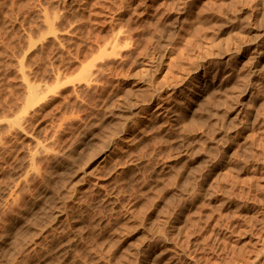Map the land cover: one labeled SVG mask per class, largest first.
<instances>
[{
  "label": "rangeland",
  "instance_id": "obj_1",
  "mask_svg": "<svg viewBox=\"0 0 264 264\" xmlns=\"http://www.w3.org/2000/svg\"><path fill=\"white\" fill-rule=\"evenodd\" d=\"M144 1L0 0V264H264L257 176L239 191L203 187L192 169L211 142L203 150L172 115L150 120L178 80L184 19L178 1Z\"/></svg>",
  "mask_w": 264,
  "mask_h": 264
},
{
  "label": "bare ground",
  "instance_id": "obj_2",
  "mask_svg": "<svg viewBox=\"0 0 264 264\" xmlns=\"http://www.w3.org/2000/svg\"><path fill=\"white\" fill-rule=\"evenodd\" d=\"M139 1H140L139 4H138V2L136 4L138 7L140 5H142L141 2L143 3L144 0H139ZM149 1H151V0H149ZM173 1H175V3H177L176 1H178V4H176V5H178L177 8H175L176 6L173 3L174 4L173 6H175L174 7L175 11L173 9H172V11H174V12H176V9L178 10V8H181L180 4L181 5L183 4V6H182L183 8L180 10H182V16H183L182 18L184 19V22L183 23L181 22V25H180L182 28L181 29L182 31H180L181 33L179 31H177V32H179L178 34H180V35H178L179 36V39L177 40L178 42H176V44L174 45V47H176L175 49L177 50V53L179 54V58H178V60L174 59L177 57H176V55H174V58H172V56H173L172 55L168 62L169 63L173 62V63L171 65H169V64L168 65H169V68L173 64H174V67L180 66L179 67L180 71L178 68V71H179L177 74L178 78L175 77L176 73H175V76L174 77L172 76L173 78H171L172 81L178 79L177 81H173V82H175V84L171 83V87H172L171 93L168 92V94L163 95V96L156 94L157 98L159 99V100L158 99L157 100L159 102L157 105V109L155 110L156 113H155V115L151 116L150 120L153 123H155V122L160 123V124H158L159 126H163V125H161V123H163V122L165 123V120H167V118H170L167 116L172 115L173 118L175 117L173 119V121H178L176 123H179L183 126L182 129H184L183 131H185V133L189 136V140L191 138H194L195 139L194 142H196V139H198V141H200L199 145L202 149L207 148L206 147L208 145L207 143H209V141L211 142L210 148L208 147V149L210 151L207 152V150H206V152H207L206 154H208V155H205L203 152V154L205 155V158H204V160L202 159V163H198L201 165H199V167L196 165L197 168L192 166L193 167L192 171L195 168V171H194V172H196L195 175H199V176L201 175L200 179L203 180V187H205V186H207V188L212 187V184L215 181H217V183H214L213 187L219 183L221 185H225L227 187L234 189V191L235 190L239 191V190L244 189L243 186L246 184L245 182H247L245 180L250 181L253 178L252 176H257V179L255 181L251 180L250 181L251 185H249V186L257 189V192L254 189V191L256 192V193L255 192L254 193L257 194L259 189H260V191H263L262 189H264V0H180L181 3H179V0H171V3ZM162 2L163 1H161V3ZM165 2H166V0H165ZM166 3H164V5L168 4V3L167 4ZM156 4L158 5V3H156ZM136 5H135V7L138 8ZM164 5H162V7ZM170 5L172 6V4H170ZM126 6H127V4H126ZM153 6H156V5H154V3H153ZM153 6H151V8ZM159 6H161V4ZM167 6H165V7H167ZM162 7L156 6L157 9L162 8ZM165 7H163V9H164L163 13H165V11L169 12V11H167L168 9L165 10ZM168 7L171 8L170 6H168ZM126 8H128V6ZM146 8H147V6H146ZM135 10L136 9H134V11ZM140 10H141V8H140ZM136 11L139 12L138 10H136ZM144 11H146V10H144ZM144 11L141 10V12H144ZM154 12H158V11L154 10ZM160 12L161 11H159L158 13H160ZM129 14H128V16H129ZM140 14H138V15H140ZM152 14L154 15L155 13H152ZM174 14H176V13H174ZM160 16H161V14H160ZM168 16H171V15H168ZM172 16H174V15L172 14ZM177 18H178V16H177ZM177 18L174 17L175 20H177ZM183 19L181 21H183ZM161 20H163V19H161ZM164 20L165 21H163V22H166V19H164ZM180 20H178V21H180ZM174 22L175 21H173L171 23H174ZM160 23L162 25V21ZM166 23H164V25ZM169 23H170V20H169ZM175 23L178 24L177 21ZM176 24H173V25L176 26ZM182 24H183V27H182ZM164 25H162V26H164ZM170 25L172 26V24H170ZM170 25H169V27H170ZM166 27L164 26L165 30L169 31L168 32V38L170 39V37L173 36L172 34L175 32L174 30L176 27L173 28V30H168L167 29L168 27L167 28ZM156 28L161 30L160 29L161 27H159V26H157ZM156 28H155V31H156ZM178 28H179L178 30H180L179 26H178ZM169 29H172V28H169ZM177 32H176V37H177ZM155 33L153 32L150 37H152V36L154 37L153 34H155ZM162 33H164V32H162ZM160 35H163V34H160ZM174 36H175V33H174ZM161 37H163V36H161ZM172 38H171V40H175L174 38L173 39ZM148 39H149V41H151L150 39H152V38L148 37ZM148 39H147V41H148ZM156 40H157V38H156ZM159 40H157V41H159ZM157 41H155V42H157ZM162 41H160V42H162ZM164 41H166V40H164ZM153 42H154V39H153ZM166 43L164 44V48L162 45H159V43H158V45H159V47L161 46L163 49H165V45L168 46V44H166ZM154 45H155V47H157L156 46L157 43L156 44L154 43L153 46ZM153 46H152V48H154ZM159 47H157L158 50L161 49V47L160 48ZM168 48H169V46H168ZM172 49L173 48H171V50ZM175 49H173L172 51H174ZM157 52L158 51H156V53ZM174 52H176V51H174ZM166 53L167 52L163 53V54H165L164 58L166 57V55L169 54V53L168 54H166ZM163 54L160 55V53H159V56H163ZM150 55H151V53H150ZM150 55H149V57H151L152 55L154 56V54H152L151 56ZM147 57H148V55H147ZM171 58H172V60H171ZM173 59H174V61L175 60L178 61V63L174 62ZM148 60H149V58H148ZM151 60L155 61L156 59L153 58ZM162 60L160 59V61H162ZM168 62L166 61V63H168ZM161 63L162 62H160V65H161ZM176 63L179 64V66ZM148 64H150V63H148ZM154 65H156V64H154ZM146 66L147 65H145V70H147ZM148 66H151V65H148ZM155 68L157 69L158 66L157 67L155 66ZM175 68H173V70ZM171 69H172V67H171ZM171 69L165 71V73L169 72V71L171 72L172 71ZM152 70L153 69H151V71ZM147 72H150V69H149V71L147 70ZM152 72H154V71H152ZM173 72H171V73H173ZM159 74H160V72H159ZM167 77H171V76H166L165 79ZM171 80L168 79L169 82ZM164 83L166 84V80ZM167 84H169V83H167ZM167 84H166V86H167ZM167 87H170V86H167ZM162 89H163V87H162ZM167 89H169V88H167ZM159 94H162V93H159ZM151 111H153V110H151ZM144 115H146V114H144ZM168 121L169 120H167L166 122H168ZM148 124L150 125V123H148ZM166 124L167 123H165V125ZM151 125H153V124H151ZM154 125L158 126L156 123ZM171 125H172V123H171ZM156 126L153 128H156ZM176 126L178 128L179 125H176ZM170 127H168V128H170ZM146 128H148V127H146ZM151 129H148L146 131H149ZM157 129H160V127L159 128L157 127ZM180 129L178 128L179 132L176 129V131L173 130V134L171 132L170 133L172 134V136L174 138H176V140H177L176 143H178V146H180V145L183 146L185 140L183 141V138L180 139V137L184 132L182 133V130H181L182 134L180 135L179 134ZM168 130H170V129H168ZM144 132H145V130H144ZM146 134H147V132H146ZM143 135H144V133H143ZM212 135H216L217 136L216 139H215V136H212ZM213 137H214V139H213ZM141 138H142V135H141ZM186 140L188 141V139H186ZM191 141H192V139H191ZM198 141H197V143H198ZM187 143H189V142H187ZM187 143H186V146L190 147V143H189V145H187ZM197 143H193V144H197ZM174 146H175V143H174ZM176 147H177V145H176ZM198 147H196V152H198L200 149V148L198 149ZM180 148H181V146H180ZM182 148L179 149L177 147V149H179L181 151H182ZM193 148H194V146H193ZM187 149H190V148H187ZM191 150H192V148H191ZM178 151H177V154H178ZM193 152H195V150ZM183 153H184V150H183ZM195 153L193 154L194 156H195ZM177 154H175L174 156H176ZM178 155H177V158L180 156V155L179 156ZM185 155H187V154H185ZM174 156H172V157H174ZM188 156L189 155H187V157L186 156L182 157L180 160L179 159L178 160L187 162L190 160V159H188ZM193 159H195V158H193ZM176 162H177V160H176ZM188 164H190V163H188ZM183 165H185V163ZM183 165L181 167H179V169L182 168V170H183L185 168V166L183 168ZM203 165L207 167L208 173L206 175L202 174V172H204L203 168H205V167H203ZM186 166H188V165H186ZM194 172H192V174ZM197 173H200V174H197ZM199 176L197 177V180H199ZM247 176H248V179H247ZM249 176L252 178H249ZM197 180H196V182H197ZM200 185H202V184H200ZM218 185H217V187H218ZM194 186L195 185H193V187ZM261 186H263V187H261ZM203 187H201V189H203ZM258 187H259V189H258ZM207 188H206V190H207ZM230 188H228V189L226 188V190L228 191V190H230ZM246 188H247V184H246ZM249 191H251V190H249ZM249 191H246L247 193H244V191H241V192L244 194H247V196H248ZM213 192H215V190ZM205 193L206 192L204 191V193H202V194H205ZM252 193H253V191H252ZM234 194H236V193H234ZM263 194H262V196H264ZM239 195H238V197H240ZM241 196H244V195H241ZM238 197H237V200H238ZM260 197L258 196V197H254V198L259 199ZM246 198L247 197H245V199ZM250 199L255 200L252 197ZM242 200H244V198ZM260 201H262V200H260ZM250 202H252V201H250ZM255 202H256V200H255ZM238 205H240V204H238ZM258 205L260 206L261 202ZM263 205H264V203H263ZM260 207L262 208V206H260ZM185 209H187V207ZM263 211H262V213H263L262 217H264ZM253 212H252V214H253ZM260 213L261 212H259L258 214L261 215L262 213L261 214ZM180 214L182 215V213H180ZM251 215H250V217H251ZM254 215H255V213H254ZM246 216H248V215L246 214ZM176 217H177V215H176ZM178 219H180V218H178ZM173 221H175V220L173 219ZM246 221H248V220H246ZM175 222H177V221H175ZM182 225H183V222H181V227H182ZM161 226H162V224H161ZM162 227L164 228V226H162ZM162 227L159 228V226H158V231L162 232ZM178 228H180V227H178ZM159 229H161V230H159ZM177 230L179 231V229H177ZM178 231H177V233H178ZM175 232H176V230H175ZM77 233H79V232H77ZM119 233L122 234L121 231ZM177 233H176V235L175 234H173V235L177 236ZM120 234H119V236H120ZM169 234H170V236L172 235L171 233H169ZM79 235H82V233L81 234L79 233ZM170 236H168V237L170 238ZM81 237H80V239H81ZM163 238H162V240H163ZM170 239H172V238H170ZM173 239L175 240V237H173ZM167 241H168V239H167ZM161 242H163V241H161ZM167 247L168 246H166L165 248H167ZM165 248L162 247L161 250H163ZM161 250H159L160 255L163 254L160 252ZM156 256H155V258H158ZM150 261H151V259L149 257H147V258H145V260L141 264H149ZM153 262H155V261H153ZM63 263L61 262L60 264H63ZM53 264H55V263H53Z\"/></svg>",
  "mask_w": 264,
  "mask_h": 264
}]
</instances>
